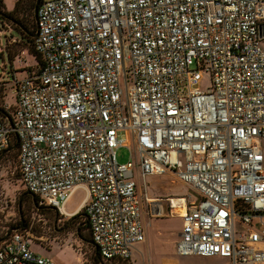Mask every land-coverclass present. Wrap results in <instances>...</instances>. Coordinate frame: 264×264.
Segmentation results:
<instances>
[{"label":"built area","instance_id":"obj_1","mask_svg":"<svg viewBox=\"0 0 264 264\" xmlns=\"http://www.w3.org/2000/svg\"><path fill=\"white\" fill-rule=\"evenodd\" d=\"M263 21L264 0H42L45 66L12 80L0 152L15 132L25 187L61 216L85 206L106 259L146 238L137 175L173 173L177 252L264 264ZM0 264L57 263L14 230Z\"/></svg>","mask_w":264,"mask_h":264},{"label":"rangeland","instance_id":"obj_2","mask_svg":"<svg viewBox=\"0 0 264 264\" xmlns=\"http://www.w3.org/2000/svg\"><path fill=\"white\" fill-rule=\"evenodd\" d=\"M16 1L4 0L5 8L13 10ZM33 1L35 5L36 0ZM23 12V7L19 6L16 15L21 18ZM9 36L10 33L7 32L6 27L1 28L0 73H2L1 62L4 60L3 70L5 73L3 76L6 78L5 80H8L7 84L1 85L4 95L3 103L13 106L16 102L10 85L13 78L22 77L26 74V70L37 69L40 65L34 55L26 48L25 42L10 41L9 43ZM9 52L17 53L12 62L8 58ZM208 83L206 80L204 86H207ZM117 153L120 162H127L130 159L129 149L125 146H120ZM137 183L139 191L144 193L146 183L150 185V188H161L156 190V195L167 193L181 195L186 191V186L180 183L173 173L151 176L147 179L138 176ZM25 192L26 190L19 180L17 150L12 149L8 155L0 158V242L7 236L8 232L20 230L32 238H30V246L35 252L52 258L57 264H95V247L87 239V237L90 238L89 231L81 228L86 220L85 215L81 214L74 220L72 216H61L52 209L38 208L34 196ZM84 196V189L75 190L67 201L66 209L75 210ZM181 223L182 221L178 217H171L166 223L162 222L161 224L159 222L164 226L165 233L168 234L156 232V239L159 242L153 239L150 248L144 249L142 247L143 255L137 251L136 259L138 262L142 264L229 263L226 258L222 257L178 256L175 251V242ZM155 224L148 228L149 232H154Z\"/></svg>","mask_w":264,"mask_h":264},{"label":"trees","instance_id":"obj_3","mask_svg":"<svg viewBox=\"0 0 264 264\" xmlns=\"http://www.w3.org/2000/svg\"><path fill=\"white\" fill-rule=\"evenodd\" d=\"M36 4V3H35ZM19 6H22L24 9L23 16L20 18L19 16L16 15V11L19 8ZM7 29V32L9 31L10 33V41L11 42H25L26 48L28 51L34 55V57L37 59L38 64L40 65L39 68L37 69H28L26 70V74H38L41 72V70L45 66V60L44 56L36 49V39H37V15L35 14V5L33 0H17L15 3V6L13 10H7L5 8V3L4 0H0V30L1 28ZM17 53H10L8 54L9 60L14 61ZM2 66V73H0V116L4 119H7L10 123L13 122L14 119V113H15V108H16V102L13 104V106H8V104L3 103V88L1 85L6 84L8 80H5L3 74L5 73L3 70V67L5 66L4 60L1 62ZM14 79V78H13ZM16 98V97H15ZM17 135L15 132L11 133V142L9 144V147L3 151L0 152V158H4L8 153L11 152L12 149L17 150V163H18V174H19V180L23 186V188L26 190V194H31L34 196L36 200V204L38 208H47V209H52L56 212H58L56 209H54L52 206L48 204H42L40 201V197L38 195L33 194L30 192L26 187L23 182V177L22 173L20 170V163H19V144H17ZM17 144L15 147L14 145ZM22 201V197L20 198V204ZM82 211V212H80ZM85 215V222L84 225L81 227L82 230H88L90 234V238L87 237L88 241L90 244L94 245L95 251H94V262L95 264H130L129 260H125L122 258H113V259H106L101 255V252L97 248L96 244L93 243V238H92V232H91V225L88 219V215L86 212L85 206L81 207L79 211L73 215V219L76 220L79 215ZM79 232V231H78ZM81 234V233H79ZM31 238V237H30ZM32 239V238H31ZM4 241L0 242V245Z\"/></svg>","mask_w":264,"mask_h":264},{"label":"crops","instance_id":"obj_4","mask_svg":"<svg viewBox=\"0 0 264 264\" xmlns=\"http://www.w3.org/2000/svg\"><path fill=\"white\" fill-rule=\"evenodd\" d=\"M260 35L263 37V43H264V21L261 23V26H260ZM263 149H264V144H263ZM164 174H167V173H164ZM158 175H163V174H151V175H148L146 177V179L151 177V176H158ZM138 176L142 177L140 175H137V177ZM179 182L184 184L180 180H179ZM151 188H150V185H148V183H146V188H145V193H144V192L139 191V187L137 186L138 192L142 198V215H143V222H144L145 231H146V238H145V240L137 242L134 245L133 255H132V258L130 260V263L142 264V263H139L138 260L136 259V252L138 251V253L143 255L142 247H144V249L148 248V247L150 248V244L153 241V239H154V241L159 242V240L156 239L157 238L156 232L165 233L164 226L161 224H162V222L166 223L168 221V219L171 217H178L182 221L181 228H180L178 235L176 237L177 239L175 238L176 239V242H175L176 254L178 256H198V257H200L201 255H181L177 252V242L180 239V233H181L182 227H183V218L179 215H173L169 212V203H168L167 198L169 196H172L173 194L167 193V194L156 195V190L161 189V188H159V187L158 188L151 187ZM186 192H187V187H186V191L183 194H185ZM183 194H181V195H183ZM174 195H176V194H174ZM82 203H83V200L78 205V207L73 211H76L82 205ZM154 222L155 223L158 222L157 223L158 226ZM159 222L161 224H159ZM153 224L156 225L155 228L153 229L154 232H149L148 228L152 227ZM165 234H168V233H165ZM201 257H219V256H201ZM222 258H226L229 262L228 264H232L231 260L229 258H227V257H222ZM163 260H164V258H163ZM171 260H172V258H171Z\"/></svg>","mask_w":264,"mask_h":264},{"label":"water","instance_id":"obj_5","mask_svg":"<svg viewBox=\"0 0 264 264\" xmlns=\"http://www.w3.org/2000/svg\"><path fill=\"white\" fill-rule=\"evenodd\" d=\"M41 2H42V0H36V4H35V14H36V15H37L38 7H39V5H40ZM35 35H37V34H35ZM17 144H18V142H17ZM17 144H15L14 147H15ZM10 234H11V231L8 232L7 236H5V237L3 238L2 241L6 240V239L9 237ZM93 243H94V242H93ZM96 246H97V244H96ZM97 248H98V246H97Z\"/></svg>","mask_w":264,"mask_h":264}]
</instances>
